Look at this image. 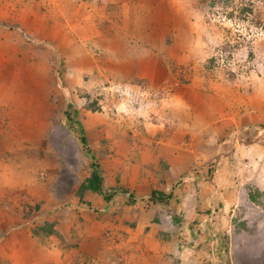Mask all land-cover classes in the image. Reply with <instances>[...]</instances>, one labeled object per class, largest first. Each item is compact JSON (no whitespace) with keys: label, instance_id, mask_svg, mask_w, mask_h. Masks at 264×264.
<instances>
[{"label":"rangeland","instance_id":"374dc122","mask_svg":"<svg viewBox=\"0 0 264 264\" xmlns=\"http://www.w3.org/2000/svg\"><path fill=\"white\" fill-rule=\"evenodd\" d=\"M91 160L115 185L89 202ZM144 174L145 246L264 264V0H0V264H127Z\"/></svg>","mask_w":264,"mask_h":264},{"label":"crops","instance_id":"0c3cea01","mask_svg":"<svg viewBox=\"0 0 264 264\" xmlns=\"http://www.w3.org/2000/svg\"><path fill=\"white\" fill-rule=\"evenodd\" d=\"M177 140H180L181 143H176ZM181 144V146L179 145ZM182 144H186L183 141V138L180 137L178 134H172L170 135L167 140H166V144L163 150H160V152L158 153L157 156H155V163L153 164V166L156 168V176H162L165 175V171L168 170V172H170V169L173 168L174 166H179V162L176 161L175 162V157L178 156V154H184V147H182ZM180 146L179 149L177 150L175 146ZM163 148V146L161 147ZM90 163V162H89ZM5 164V163H3ZM6 168H5V172H9L11 170H13L14 166L11 167V165L6 162ZM91 171V170H90ZM158 172V173H157ZM90 173H88L86 175L87 178L89 176ZM99 174V173H98ZM113 175H116V173H114ZM153 178V177H152ZM109 179V178H108ZM114 179H112L113 181ZM136 180V178H135ZM157 180V179H156ZM134 183H137V186H135L134 184L131 185V187L133 188V190H136L137 187H139L138 189L140 191H135V193L137 194L136 196H134L132 199H134V207L135 206H139L140 204H143L145 202H149L148 204H146V209H143L142 207L139 208V210L135 213V215L133 216L134 218H131L132 224H134L133 226L131 225V223L129 222L130 226H127L126 228H124L125 230L128 228V233H137V237L132 239V244L130 246L127 245V248H129V250L126 252L127 255H129V260L126 261L127 264H150L148 259H147V255H151L152 254H157L155 257L157 259V264H181L183 263V260L181 259L183 255H185L186 253H195L196 249L194 246H189V247H182L180 250H177L176 247L173 246V244L175 243L174 240L170 241H164V240H157V243L160 245V247H156V249L154 250L153 248H151L150 246L143 244L145 235L148 234L149 232H152L151 227L154 225V223H150L149 221H147V223L145 224V226L147 227L146 229H143L144 226H138L139 223V217L142 218V214L146 215L150 212V210L152 209L151 206L154 205H164V204H159V203H163L164 200L162 202H151L149 201V196L151 194V192L153 190H159L163 193H165V190H163L162 188H160V186L157 185L155 179L153 178L152 182H150L148 179H146L145 174L141 175V177H139V181H135ZM101 185H102V189H106V190H110L109 188L112 187V185H115L114 183H107L105 184L103 177H101ZM120 185V183H119ZM126 189V188H125ZM123 191L124 195L126 192H128V195H132V191ZM134 193V192H133ZM83 197H85L87 199V201L91 202L92 198L94 199V194H98L97 192L88 190V189H84L83 192ZM122 194V196H124ZM127 195V199L129 198V196ZM139 195V196H138ZM98 197V196H97ZM125 197V196H124ZM132 197V196H131ZM100 198H102L100 196ZM98 198V199H100ZM98 200H95V202ZM104 202V201H102ZM108 202H110V200L108 199V201L104 204H108ZM93 204L90 206H94V202H92ZM139 203V204H138ZM153 203V204H152ZM157 203V204H156ZM111 207V206H110ZM110 207L108 208V210H106L105 212H103L102 214V219L105 218H109V211H110ZM142 210V212L140 211ZM114 212V210L112 211ZM118 212V211H117ZM146 213V214H144ZM158 215V219H160V213L157 212L156 213ZM118 217V216H117ZM119 220H121V217H118ZM143 225V224H141ZM170 225V224H169ZM168 225V226H169ZM171 229H173V225L171 224ZM166 230V231H164ZM167 228H160V231H162L163 234L168 233ZM155 231V230H154ZM161 233V236L163 235ZM129 236V235H128ZM127 236V238H128ZM130 239V238H129ZM129 241V240H126ZM114 242V241H113ZM131 242V241H130ZM111 243V242H110ZM172 245V246H171ZM171 246V248H170ZM131 247V248H130ZM134 247V248H132ZM141 248V249H140ZM170 248V250H168ZM138 250L140 252H143L144 254L141 256L139 255L135 250ZM13 251V250H12ZM15 253H12L13 255L11 256V264H17L19 263V259L18 256L19 254H21V249H19L18 247L14 248ZM19 251V252H18ZM155 251V252H154ZM189 251V252H187ZM175 252H177V259H174V254ZM166 259V260H165ZM199 259L195 260V262H197ZM151 262V261H150ZM188 264V263H187Z\"/></svg>","mask_w":264,"mask_h":264},{"label":"trees","instance_id":"16d2710c","mask_svg":"<svg viewBox=\"0 0 264 264\" xmlns=\"http://www.w3.org/2000/svg\"><path fill=\"white\" fill-rule=\"evenodd\" d=\"M246 11L249 13L251 10L249 8H247ZM239 12H240V10H239ZM239 15L241 16V18L245 17L243 12ZM89 166L91 168L90 174L87 178H84L82 180V182L80 183V186H79V190L88 189V190H91V191H94L97 193H101V192L104 193L103 192L104 190L102 189V185H101V176L98 174V171H97L98 169H97V166L95 164V161L91 160L89 163ZM154 194H155V192L153 190L149 196V200L151 202L155 203V202H162L163 200H165V199H162L163 197L154 198L155 197ZM102 197L104 200H108L110 198L109 195H102Z\"/></svg>","mask_w":264,"mask_h":264}]
</instances>
